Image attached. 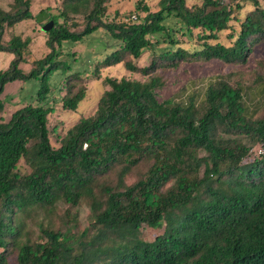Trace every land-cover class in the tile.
Returning a JSON list of instances; mask_svg holds the SVG:
<instances>
[{
  "label": "trees",
  "instance_id": "16d2710c",
  "mask_svg": "<svg viewBox=\"0 0 264 264\" xmlns=\"http://www.w3.org/2000/svg\"><path fill=\"white\" fill-rule=\"evenodd\" d=\"M109 2L62 0L48 18L51 51L29 61L27 71L20 63L31 38H1L34 17L31 0L0 6V50L14 54L0 69V113L7 82L42 81L36 104L0 116V264H264V106L255 116L244 97L264 84V53L250 85L218 75L201 98H158L162 71L182 63L246 64L264 42V7L259 0H159L152 10L137 0L134 19H109ZM99 27L119 41L99 64H122L144 79L106 77L93 113L79 117L54 147L53 108L44 104L45 81L61 65L54 43ZM144 54L148 61L139 64ZM83 80L65 77L63 108L75 110L83 100ZM80 204L86 225L74 230L72 209ZM60 205L64 214L57 216ZM35 208L55 220L40 222L33 238L26 217ZM147 229L159 232L146 239Z\"/></svg>",
  "mask_w": 264,
  "mask_h": 264
},
{
  "label": "rangeland",
  "instance_id": "374dc122",
  "mask_svg": "<svg viewBox=\"0 0 264 264\" xmlns=\"http://www.w3.org/2000/svg\"><path fill=\"white\" fill-rule=\"evenodd\" d=\"M62 0H31L30 9L34 15L33 18L22 20L12 27L5 29L1 41L6 44L15 34L31 38L29 50L24 56V61L20 67L27 71L31 68V61L51 51L46 44L48 33L41 30V24L46 23L50 15H57ZM201 0H186L188 4L198 3ZM10 0H0V6L9 8ZM152 9L159 8V0H144ZM137 0H110L107 10V17L117 19L128 15L136 16L135 7ZM260 6L264 7V0H259ZM62 22V18H58ZM54 25V24H53ZM81 26L75 28L80 30ZM222 40H225L224 35ZM119 41L116 40L105 27H99L93 32L85 35L80 40L64 39L61 42L54 43V49L57 55L55 59L61 63L56 66L45 81L49 91L44 101L46 106L52 107L53 111L48 116V126L50 130V140L54 147L59 145L60 138L66 130L81 116H87L96 108L97 101L103 91L108 88L105 82L106 77H126L131 79L143 80L144 77L139 73H133L124 68L122 64L102 67L99 63L117 48ZM264 53V42L254 47L246 64L225 63L216 59L210 61H195L182 63L179 67L162 71L165 79V85L158 91L159 100H173L175 102H186L189 97H202V93L207 83L218 75H231L232 81L242 82L243 85H250L252 80V71L255 67V61ZM148 54L140 59L139 64L147 63ZM14 54L6 49L0 50V69L7 68ZM72 73H78L84 78L83 83L86 92L75 110L62 107V97L65 94V77ZM41 80L31 78L20 81L14 80L7 82L4 86L2 99L4 109L0 113L3 119L25 103H37L36 95L41 87ZM261 90V92H259ZM264 84L253 86L244 92L245 100L248 102L249 112H254L255 116L263 111ZM262 100V101H261ZM248 144L251 143L249 136L243 137ZM259 145L253 146L256 152ZM64 205L56 209V215L64 214ZM77 213V218L73 221L74 230H81L86 225L87 208L80 204L72 209ZM55 220V216L49 215L44 208H35L28 211L26 217V229L34 238L39 234L38 225L40 222L49 223ZM158 230L147 229L144 231L146 239L153 238ZM14 264V263H12Z\"/></svg>",
  "mask_w": 264,
  "mask_h": 264
},
{
  "label": "water",
  "instance_id": "95a60500",
  "mask_svg": "<svg viewBox=\"0 0 264 264\" xmlns=\"http://www.w3.org/2000/svg\"><path fill=\"white\" fill-rule=\"evenodd\" d=\"M53 27V21L49 20L41 26V30L44 32L49 31Z\"/></svg>",
  "mask_w": 264,
  "mask_h": 264
},
{
  "label": "built area",
  "instance_id": "2783aa9c",
  "mask_svg": "<svg viewBox=\"0 0 264 264\" xmlns=\"http://www.w3.org/2000/svg\"><path fill=\"white\" fill-rule=\"evenodd\" d=\"M135 18V16H133Z\"/></svg>",
  "mask_w": 264,
  "mask_h": 264
}]
</instances>
